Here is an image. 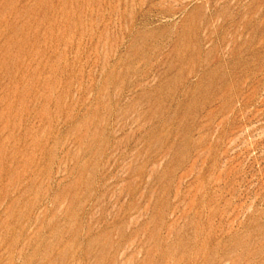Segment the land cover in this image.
Wrapping results in <instances>:
<instances>
[{
    "label": "rangeland",
    "instance_id": "rangeland-1",
    "mask_svg": "<svg viewBox=\"0 0 264 264\" xmlns=\"http://www.w3.org/2000/svg\"><path fill=\"white\" fill-rule=\"evenodd\" d=\"M0 264H264V0H0Z\"/></svg>",
    "mask_w": 264,
    "mask_h": 264
}]
</instances>
